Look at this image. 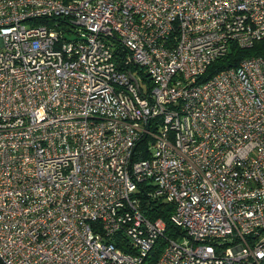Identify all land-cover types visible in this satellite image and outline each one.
Segmentation results:
<instances>
[{"label":"built area","instance_id":"1","mask_svg":"<svg viewBox=\"0 0 264 264\" xmlns=\"http://www.w3.org/2000/svg\"><path fill=\"white\" fill-rule=\"evenodd\" d=\"M261 39L264 0H0V261L264 264V58L198 82Z\"/></svg>","mask_w":264,"mask_h":264},{"label":"trees","instance_id":"2","mask_svg":"<svg viewBox=\"0 0 264 264\" xmlns=\"http://www.w3.org/2000/svg\"><path fill=\"white\" fill-rule=\"evenodd\" d=\"M117 52H119L122 56L126 54V52L121 51L120 48L117 49ZM251 57L264 58V39L256 41L252 46L247 48H241L237 45L231 44L226 54L213 61L208 66L206 71L199 76L198 82L206 81L221 70L236 67L242 60ZM136 151V158H146L148 156L146 139L138 145ZM142 209L144 214L149 218H161L165 222V237H178L183 235L182 231L174 227V225L170 222L172 206L169 203L161 200H148L142 203ZM164 244L165 242L162 238L156 241V244L150 253L152 260H156L158 258ZM0 264L3 263L0 261Z\"/></svg>","mask_w":264,"mask_h":264},{"label":"rangeland","instance_id":"3","mask_svg":"<svg viewBox=\"0 0 264 264\" xmlns=\"http://www.w3.org/2000/svg\"><path fill=\"white\" fill-rule=\"evenodd\" d=\"M184 239H185L184 237L180 236L179 239H178V241H179V242H180V241H184Z\"/></svg>","mask_w":264,"mask_h":264}]
</instances>
